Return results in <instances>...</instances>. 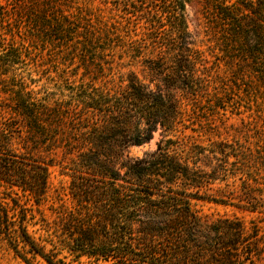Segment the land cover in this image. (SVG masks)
I'll use <instances>...</instances> for the list:
<instances>
[{"label":"trees","instance_id":"trees-1","mask_svg":"<svg viewBox=\"0 0 264 264\" xmlns=\"http://www.w3.org/2000/svg\"><path fill=\"white\" fill-rule=\"evenodd\" d=\"M94 1L0 2V77H11L0 104V188L10 199L0 200V243L26 264H264L257 221L211 218L192 203L264 213L259 157L239 140L179 131L225 110L235 89L264 90V0ZM192 3L215 60L190 31ZM36 45L75 66L56 99L28 83L23 50ZM158 129L154 152L129 157ZM58 157L71 203L58 194L48 219Z\"/></svg>","mask_w":264,"mask_h":264},{"label":"rangeland","instance_id":"rangeland-1","mask_svg":"<svg viewBox=\"0 0 264 264\" xmlns=\"http://www.w3.org/2000/svg\"><path fill=\"white\" fill-rule=\"evenodd\" d=\"M7 1L8 0H0L3 4L7 3ZM89 1L90 0H69L68 5H71L72 7H83L85 9ZM103 1L105 0H95L92 4L93 8L103 7ZM229 1L235 2L236 0ZM72 11L75 12V9ZM187 16L190 31L198 41L199 47L204 51H207L208 46L205 45L206 37L204 35V19H197V6L194 3L188 5ZM21 41L22 40L17 38V45H20ZM26 45L29 47V43L26 42ZM42 48L36 45L35 48H28V51L23 50L24 56L28 55V58H26L27 63H29L30 73L28 75V83L31 89L41 92L40 97H47V95H49L51 99H56L60 97V94L62 93L61 90H63V87L65 86V80H75L74 78H70L73 72L72 69H74L75 66H69L68 70H65L66 62H63V60L57 57L58 55L56 53L58 52H54L55 49H53V51H43ZM208 56L210 59L215 60V57ZM115 72L117 73V71ZM137 72L141 79H145V76L139 71V69ZM78 73H82V70H79ZM123 73H127V70H124ZM80 76L81 74L78 77ZM10 78L11 77H0V104L3 105L10 101H8L9 95L3 92L2 79L9 80ZM145 82L148 83L149 79L146 78ZM235 93L237 96L227 105L225 110L220 109L219 112L213 116L208 115L207 113L206 115L198 113L195 119L191 122H186V125L189 126L188 129H185L184 126H180L179 131L180 133L182 132L186 135H191L195 139L203 140L207 143L209 139L212 141L239 140L240 143L244 144L245 147L250 150V152L259 157L256 166L258 169L257 175L259 181H262L263 183L260 187L264 190V90L258 87L250 88L246 92L243 89L240 91L235 89ZM199 114H201V116H199ZM192 122L195 125H193ZM164 137L165 133H163L161 129H158L149 143L139 147H131L128 150L129 157L142 158L146 154L154 152ZM60 161L61 157H58L55 164L49 167L51 199L50 202L42 207V210L48 219H52L51 208L55 205V198L58 194H62L61 198H63L67 204L71 203L70 195H68L70 178L64 174V171L59 164ZM262 199L264 200V193L262 194ZM0 200L8 203L10 202L9 197L6 195L3 188H0ZM192 203L204 216L211 218L236 216L242 218L246 222L255 220L264 229V213L262 212L239 210L235 207L216 205L208 201L193 200ZM31 230L35 231L37 230V227L31 228ZM41 263L43 262L41 261ZM0 264H26V262L18 257L7 246L0 243Z\"/></svg>","mask_w":264,"mask_h":264}]
</instances>
